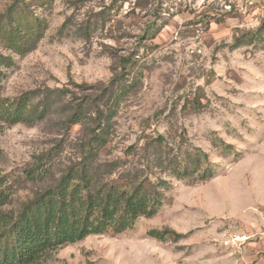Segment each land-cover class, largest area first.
Masks as SVG:
<instances>
[{"label":"rangeland","instance_id":"obj_1","mask_svg":"<svg viewBox=\"0 0 264 264\" xmlns=\"http://www.w3.org/2000/svg\"><path fill=\"white\" fill-rule=\"evenodd\" d=\"M14 4L20 24L37 21L44 35L25 54L0 39V53L14 61L2 80L5 98L69 87L78 102L84 94L70 80L105 87L120 72L118 57H130L128 79L137 85L101 158H126L129 146L163 135L174 149L186 143L183 153H207L213 170L199 183L201 172L195 182L151 176L169 183L154 217L120 235L65 245L46 264H264V0H0V16ZM101 11L106 22L82 35L79 27ZM152 24L155 36L140 41ZM64 120L55 112L1 134L0 174L12 189L6 210L34 196L37 187L24 176L34 157L62 150L53 168L59 176L79 155L84 127ZM166 228L183 237L161 242L148 234Z\"/></svg>","mask_w":264,"mask_h":264},{"label":"trees","instance_id":"obj_2","mask_svg":"<svg viewBox=\"0 0 264 264\" xmlns=\"http://www.w3.org/2000/svg\"><path fill=\"white\" fill-rule=\"evenodd\" d=\"M20 10L14 4L0 16V39L7 48L25 54L35 49L44 30L37 21L30 22V27L22 26L17 18ZM107 16L105 11L97 13L94 17L98 20H88L78 31L89 36L99 20L106 22ZM70 23L71 18L63 24L60 34L65 33ZM154 30L155 24L150 25L140 41L153 38ZM135 62L130 57H118L120 72L116 68L114 78L105 87L78 85L70 80L69 85L84 94L78 102L75 91L69 87H46L11 100L3 96L2 80L5 69L11 68L14 61L0 53V136L6 127L34 126L55 112L64 116L68 128L84 127L77 143L79 155L70 160L59 176L53 168L62 150L34 157L24 176L37 190L20 210L5 209L12 202V189L8 177L0 174V264H46L65 245L93 235H120L132 229L139 218L154 217L162 205V190L169 183L162 177L152 181L151 176L168 173L180 180H194V175L201 172L196 183L213 176L207 153L198 148L195 154L188 150L183 153L186 143L174 149L163 135L146 139L143 145L129 146L124 152L126 158H101L113 141L119 107L137 85L129 83L127 71ZM69 96L72 101L66 102ZM204 163L208 166L199 171ZM148 234L161 242L183 237L171 228L151 230Z\"/></svg>","mask_w":264,"mask_h":264}]
</instances>
